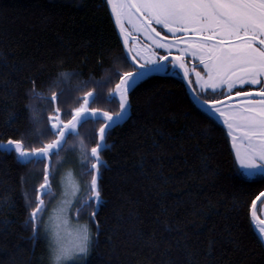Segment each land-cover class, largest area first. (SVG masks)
<instances>
[{"label": "trees", "instance_id": "1", "mask_svg": "<svg viewBox=\"0 0 264 264\" xmlns=\"http://www.w3.org/2000/svg\"><path fill=\"white\" fill-rule=\"evenodd\" d=\"M122 55L106 0H0V143L22 139L30 148L52 139L36 132L47 125L52 92L69 114L90 89L96 93L90 107L120 111L118 99H104L119 77L102 88L94 82L109 70L131 71L116 60ZM64 71L79 75L57 83ZM33 87L48 99L33 98ZM129 101L127 119L110 129V147L101 152L103 203L83 264H264V244L250 217L264 177L238 171L226 129L167 73L150 74ZM9 114L14 118L6 122ZM102 122L80 127L89 147ZM42 168L19 162L14 149L0 151V197L9 196L0 210V264H49L45 241H34L25 224L24 192L40 182ZM73 211L83 223L93 209L74 205Z\"/></svg>", "mask_w": 264, "mask_h": 264}, {"label": "snow or ice", "instance_id": "2", "mask_svg": "<svg viewBox=\"0 0 264 264\" xmlns=\"http://www.w3.org/2000/svg\"><path fill=\"white\" fill-rule=\"evenodd\" d=\"M107 5L127 49L116 60L128 63L131 58L132 70H109L103 80L94 83L102 88L113 77H119L104 99L107 102L118 99L120 111L113 113L90 107L96 101V93L90 89L76 100L69 114L58 105L59 94L52 92L54 107L47 125L36 128L38 136L51 135L52 139L30 148L22 139L0 143V151L14 149L19 162L43 165L40 182L32 191L24 192L28 210L25 224L31 225L34 241L37 238L45 241L49 264H83L95 242L92 221L103 203L99 181L106 167L101 152L110 147L105 144L107 134L127 119L131 91L150 74L179 69L191 88L185 58L190 57L202 66V71L191 70L197 88L211 90L214 95L223 94V101L207 99L202 103L212 114L209 119L215 117L227 128L234 165L247 177H264V0H107ZM130 31L148 43L138 45L135 37L130 40ZM174 50L178 54L174 55ZM78 75L59 72L57 83ZM240 87L249 90H238ZM31 94L33 98L48 99L34 87ZM196 98L199 100V95ZM28 107L32 123L38 126L40 115L34 105ZM65 116L68 118L63 119ZM13 118L14 114H9L6 122ZM97 120L103 122L95 128V143L89 147L79 129ZM70 136L74 139L66 144ZM62 151L76 152L78 160H66L61 156ZM68 162L74 163L79 171L67 169L57 184L56 174ZM81 177L88 179L81 184ZM54 186L59 190V199L53 193ZM44 197L49 199L46 201ZM261 198L264 191L252 201V221L256 220L255 208ZM8 199V194L0 197V210ZM53 199L56 203L49 209ZM74 205L93 209L83 223L79 222V214L72 211ZM260 211L264 212V205H260ZM45 212L47 217L43 215ZM258 234L264 244V222Z\"/></svg>", "mask_w": 264, "mask_h": 264}, {"label": "flooded vegetation", "instance_id": "3", "mask_svg": "<svg viewBox=\"0 0 264 264\" xmlns=\"http://www.w3.org/2000/svg\"><path fill=\"white\" fill-rule=\"evenodd\" d=\"M163 35H164V33L162 32V36H163ZM133 37L136 38L138 45H144V44H147V43H148L146 40H143V38H141L140 36H138V34H136L134 31H130V33H129V38H130V40H131ZM119 40H120V39H119ZM120 43H121V42H120ZM121 46H122V44H121ZM131 47H132V44L129 43V48H131ZM122 50H123V48H122ZM123 52H124V51H123ZM124 54H125V53H124ZM160 54H164V53H163V50H160ZM173 54L175 55V54H178V53H176L175 50H174V51H173ZM133 55H135V52H133ZM185 59H186V67H188L189 70H190L189 80H190V82H191V84H192L191 89H192L193 93L196 95V97H197V95H199V98H200L201 100H203V101H204V100H207V99L223 100L224 97H223V94H222V93L217 92V93L214 95V94L212 93L211 90H204V89H202V88H197V87L195 86V76L191 74V70H192L193 68H195L196 71H202V66L199 65V62H198V61L193 60V59L190 58V57L185 58ZM128 63H129V62H128ZM129 65H130V64H129ZM130 66H131V65H130ZM169 67H171V63H169ZM161 74H166V73H161ZM167 74L179 78V79L182 81V83L184 84V79H183V77H182L181 72H180L179 69H174L173 71L168 72ZM249 87L254 88L255 86H249ZM185 90H186V89H185ZM238 90H241V91H248L249 88H248V87H240V88H238ZM259 207H260V205L257 207V214H259V212H260V208H259Z\"/></svg>", "mask_w": 264, "mask_h": 264}, {"label": "water", "instance_id": "4", "mask_svg": "<svg viewBox=\"0 0 264 264\" xmlns=\"http://www.w3.org/2000/svg\"><path fill=\"white\" fill-rule=\"evenodd\" d=\"M106 3H107V0H106ZM107 7H108V5H107ZM108 10H109L110 17H111V19H112V22H113L114 28H115V30H116L117 36L119 37L120 42H121V44H122L123 51H124V53H126V52H127V49L124 48V45H123V39L120 37L119 29L116 27L115 19L112 17V15H111V9H110L109 7H108ZM128 62H129V64L131 65V58H129ZM180 72H181V71H180ZM181 75H182V77H183V73H182V72H181ZM188 83H189V82H187V81L184 80V87H185L186 92H187L188 96L190 97V100L192 101V103H193L195 106H197L198 108H201V109H203L204 111L208 112V113L212 116V114L208 111L207 107L202 103V101L197 100L196 95L193 93L192 89L189 88ZM221 101H223V100H221ZM214 118H215V117H214ZM216 120H217V119H216ZM217 121L220 122L219 120H217ZM220 124H221V125L227 130V128L224 126V124H223L222 122H220ZM263 201H264V198H261L260 200L257 201V206H256V208H255L256 211H257V207H258ZM251 210H252V205H251V208H250V217H251ZM256 213H257V212H256ZM251 220H252V218H251ZM261 222H263V221H261V220L258 218V216L256 215V220L253 221V226H254V230L256 231L257 234H258V228L261 226ZM258 235H259V234H258Z\"/></svg>", "mask_w": 264, "mask_h": 264}, {"label": "rangeland", "instance_id": "5", "mask_svg": "<svg viewBox=\"0 0 264 264\" xmlns=\"http://www.w3.org/2000/svg\"><path fill=\"white\" fill-rule=\"evenodd\" d=\"M220 122H222L223 123V121H221V120H219ZM227 131V134H228V130H226ZM229 141H230V139H229ZM69 144H71V143H69ZM230 144H231V142H230ZM71 153L72 152H65V151H63V153L61 154V156L62 157H64L66 160H68V161H75L74 159H76V160H78V155H77V153L76 152H74V158L71 156ZM70 166H73V168L72 169H75V164L74 163H72V162H68V163H65L59 170H58V172H57V174H56V183L57 184H59V182H60V178H61V174H63L67 169H70ZM238 166V165H237ZM238 168H239V166H238ZM77 172L79 171L78 169H75ZM88 179V177H86V179H84L85 181ZM84 180H82L81 178H80V182H81V184H83L84 183ZM53 193H54V195H55V197H56V199H59V190L54 186L53 187ZM49 198L47 197V199H46V201L48 200ZM56 199H53L52 200V202H51V204H48V208L49 209H51V207L56 203ZM260 205H264V201L260 204ZM74 207V206H73ZM260 208V207H259ZM72 211H73V208H72ZM74 212V211H73ZM75 213V212H74ZM43 215L45 216V217H47V215H48V213L47 212H45V213H43ZM257 216H258V218L261 220V221H263L264 222V212H259V214H257ZM72 219L74 220L75 219V217H72ZM259 229V228H258ZM66 264H73V262H66Z\"/></svg>", "mask_w": 264, "mask_h": 264}]
</instances>
